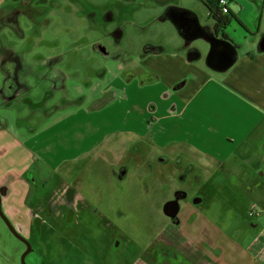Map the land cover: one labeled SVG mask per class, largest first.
Here are the masks:
<instances>
[{
	"label": "crops",
	"instance_id": "0c3cea01",
	"mask_svg": "<svg viewBox=\"0 0 264 264\" xmlns=\"http://www.w3.org/2000/svg\"><path fill=\"white\" fill-rule=\"evenodd\" d=\"M24 1L0 0V20L13 12H19L22 6L34 3L57 4L55 2L58 0H31L26 3L28 5H23ZM106 1H115L113 4H116L134 3L137 0ZM192 5L175 4L172 1L171 4L163 5V14L168 7L175 6L186 10L180 16V22L189 34L197 35L204 27L214 31L215 21L204 26L200 21V13L192 9ZM108 8L111 11L107 13V18L111 19L114 17L113 8ZM230 10L236 15L231 6ZM262 10L264 16V4ZM93 15L95 13L91 12L90 16ZM237 15L240 20L238 24L245 29L246 36L233 41L225 31L229 38L227 44L230 45H219L216 49L220 48V52L227 57L228 63L225 66L231 63L236 54L235 62L226 71H216L208 66L206 54L209 48L207 50L199 42L201 39L189 45L181 36L179 39L171 37L163 41L159 39L157 42L150 40L142 43L138 55L140 60L137 62L138 75L133 80L135 93L124 98V94L119 92L125 104L121 101L119 108L110 110L117 105L110 104L100 110L113 112L100 115V118H105L101 124L106 125L102 129L106 136L125 137L124 141L128 142L124 147L128 157L107 168L110 178L103 186L111 188L109 193H105L103 187H95L90 196H85L80 191L82 185H78H85L93 163L107 159L109 154L119 148V144L89 146V141L83 136L80 137L82 143L77 149L72 146L69 150L70 145L64 151L60 147L47 150L27 147L31 158H36V153L37 158H42L43 153L47 155L46 163L37 164L35 175L29 178L30 165L18 169L15 167L17 161L12 157L15 150L26 151L25 145L11 146L15 141L7 138V135L3 136L0 142L5 140L6 145H10L9 149L4 144V147H0V153L6 149L4 152L8 154L2 160L9 159L11 162L0 175L2 208L16 230L31 245L30 256L26 259L31 257L32 264H264V216L260 218L258 214L260 221L236 227L234 232L237 235L229 237L213 222L205 223L200 219L202 216L199 210L205 200H209V196H201L199 203L194 206L187 193L181 201L176 197L166 198L161 211L170 222L159 231L153 243L146 247L128 237L124 239V247L120 246L115 236L126 235L114 228L116 226L108 218L122 215V210L118 208L120 195L117 188L127 178L128 170L132 167L152 166L154 160L164 164H185L191 168L189 174L197 172L196 169L201 168L202 163L213 166L218 173L241 174L243 170L244 174L249 175V182L252 174L264 170V52L259 49L264 33H261V24V36L255 35L242 8ZM1 32L0 27V39ZM100 47L103 46L94 47V51L109 57L108 50L107 54H103L99 51ZM151 47L162 48V51H147ZM192 49L200 51L201 58L198 61L188 59L187 55ZM18 55L23 64L20 80L25 86L30 87L29 81L33 82L32 79L37 78L34 75L25 76L26 71H33V68L46 67V71L43 70L39 76L50 82L54 89L59 85L54 84L58 78L55 73L66 75L58 69L56 57L46 58L38 53L35 57L40 60H36V66H31ZM59 91H66V86L56 90ZM109 91L112 94V90ZM19 95L12 101L6 100L4 105H28V117L31 119H38L40 115L52 118L58 110V107L51 110L32 109L31 102L24 103ZM90 102L96 103L97 100ZM125 106H131L129 114L132 116L124 117L122 108ZM95 113L88 109L86 116ZM1 125L0 132L7 131L2 121ZM76 151L79 155L64 160V154ZM173 151L175 155L171 156ZM150 154L152 160L147 159ZM92 155L94 157L91 159ZM79 156L82 157L79 159ZM164 178L166 176L161 172L150 179L152 183L157 180L163 184ZM201 178L196 175L205 189L210 183L201 181ZM73 179L74 182H71ZM248 194L251 201H256L264 208V186L253 191L250 189ZM213 198L216 197L213 196L211 200ZM173 201L180 205L176 218L164 212L166 204ZM254 210V207L250 208V215ZM118 251H122V254H118ZM162 251H165L166 256L161 257Z\"/></svg>",
	"mask_w": 264,
	"mask_h": 264
},
{
	"label": "rangeland",
	"instance_id": "374dc122",
	"mask_svg": "<svg viewBox=\"0 0 264 264\" xmlns=\"http://www.w3.org/2000/svg\"><path fill=\"white\" fill-rule=\"evenodd\" d=\"M172 1L175 4H194L192 9L200 13V21L204 26H209L214 21L210 18L208 7L201 0H137L134 3L117 2L116 4H113L115 1L109 3L106 0H58L55 2L57 4L34 3L20 8L19 24L25 34L23 37L10 27H2L1 41L6 49L20 54L31 66H36V60H40L35 57L38 53L46 58L56 57L58 69L66 73V75L63 74L64 76L61 73H55L58 78L53 82L59 84L60 88L54 89L50 82L42 80L39 76L43 70L46 71V67L26 71V77L34 75L37 78L32 79L33 82L29 81L30 87L24 85L19 92L20 99L23 98L24 103L31 102L32 109L49 108L51 110L58 107L52 118L49 116L47 119L40 115L38 119H35L37 117L31 119L28 117L30 115L28 105L21 103L20 108L17 104L4 105L6 88H4L3 77L5 75L0 65V119L3 127L7 129L0 132V140L7 135V138L15 141V144L11 146L25 145L26 148V151L15 150L12 154L17 161L15 167L21 169L24 165H30L28 177L32 178L35 175V166L46 163L45 153L42 154L43 159L37 158V153L36 158H31L27 147L37 150L60 147V150L64 151L65 147L70 145L69 150L72 146L77 149L82 143L80 137L83 136L89 141V146L119 144V148L109 154L107 159L94 162L86 184L78 185H82L83 188L80 191L85 196H90L95 187H103L105 193L111 191V188L103 186L110 178L107 168L110 164L128 157L124 151L128 142L124 141L125 137L106 136L107 134L102 130L106 125L101 124L105 118H100V115L113 113L110 110L121 107L122 96L119 92L124 94V98L131 97L135 93L136 85L133 80L136 74L138 75L137 62L140 60L138 55L142 43L150 40L157 42L159 39L163 41L171 37L180 38L172 22L161 20L163 5L171 4ZM229 1L237 17L241 8L244 10L245 19L255 30V35L261 36V33H264L262 13L264 0ZM108 7L113 8L114 17L111 19L107 18V13L111 11ZM91 12L95 15L90 16ZM117 31L122 32L123 39L120 43L115 40L114 34ZM225 31L233 41L235 38H244L247 33L236 20H233ZM199 42L204 44L207 50L209 48L206 54L208 58L211 45L205 39ZM97 46L106 48L110 53L109 57L98 55L94 51V47ZM63 86H66V91L56 92ZM11 90L10 85L7 91L11 92ZM108 90H112V94H109L111 91L108 92ZM90 100H97V102L92 103ZM122 103L126 102L123 100ZM110 104L117 105L112 106L110 110L100 111L104 107H109ZM130 107L122 108L125 118L132 116L129 114ZM88 109L96 112L95 115L86 116ZM100 119L104 120L100 121ZM125 126L124 124L123 127ZM1 127L2 125L0 130ZM3 141L0 142V147L6 145L5 140ZM4 151L7 150L4 149L0 153V175L7 170L11 162L9 159L2 160L8 155ZM174 152L170 155L174 156ZM64 155V160L68 161L67 158L77 156L79 153L76 151ZM81 157L79 156V159ZM147 159L152 160V155H148ZM129 161L131 162V156ZM154 162V165H148L145 168H130L127 178L120 186L118 185L117 191L120 195L118 208L122 210V215L108 218L116 226L114 228L126 235L115 236L122 247L125 245V237L131 238L140 246L151 245L154 238L158 237L159 231L170 222L161 211L165 199L169 197L172 199L179 192L187 193L193 206L201 196H209V200H205L206 202L202 205V211L199 210L202 216L200 219L205 223L213 222L229 237L237 235L234 232L236 227L253 224L260 221L262 215L264 216V208L256 201H251L248 194L250 189L253 191L264 186V170L256 175L252 174L249 182L247 180L249 175L244 174L243 170L241 174L218 173L213 166L202 163L201 168L196 169L197 172L189 174L188 171H191V168L185 164L181 166L173 162L170 164L156 160ZM161 172L166 176L164 183L161 184L157 180L152 183L150 178ZM196 175L202 177L201 181L209 182L210 185H206L203 189L204 185L196 179ZM74 179L71 182H74ZM89 181L91 183L88 184ZM213 196L216 198L211 200ZM252 207L256 209L254 218L249 212ZM83 221L82 219L81 222ZM27 250V245L10 232L0 217V264H23V256ZM118 254H122V251H118ZM138 255L137 253L136 256ZM163 256H166L165 251L161 253V257ZM30 258L26 259L27 264H32Z\"/></svg>",
	"mask_w": 264,
	"mask_h": 264
},
{
	"label": "trees",
	"instance_id": "16d2710c",
	"mask_svg": "<svg viewBox=\"0 0 264 264\" xmlns=\"http://www.w3.org/2000/svg\"><path fill=\"white\" fill-rule=\"evenodd\" d=\"M31 0H25L23 5H28ZM209 9L210 15L216 23L214 31H211L209 28L204 27L200 29V32L197 35L189 34L186 29L182 26L179 17L186 12V10L180 9L175 6H170L166 9L164 14L161 17L162 21L172 22L178 30L179 35L184 39V41L189 45L196 39H205L210 45L211 50L207 58L208 66L216 71H226L236 60V54L232 58L231 63L228 66L221 67L214 63V58L216 56V49L219 45L227 44L229 38L225 35V30L229 27L233 20L240 22L239 18L232 14L231 10L229 14H223L222 9L219 5L220 0H201ZM0 27H10L14 29L20 37L24 36L22 29L19 24V12H13L8 16L3 17L0 20ZM223 36L222 39H219V35ZM115 40L119 42L122 39V32L117 31L115 34ZM230 45V44H227ZM150 49V50H149ZM234 50H237L236 46H233ZM152 52H161L162 48L151 47L147 48V51ZM188 59L192 62L198 61L201 58V53L197 49H192L188 53ZM0 65L2 72L5 75L4 84L6 91L4 92V98L7 101H12L15 99L17 94L24 88V85L21 83V74L23 72V64L21 57L6 49L2 44L0 39ZM11 85V92L7 91V88ZM57 88H60V85H57Z\"/></svg>",
	"mask_w": 264,
	"mask_h": 264
},
{
	"label": "water",
	"instance_id": "95a60500",
	"mask_svg": "<svg viewBox=\"0 0 264 264\" xmlns=\"http://www.w3.org/2000/svg\"><path fill=\"white\" fill-rule=\"evenodd\" d=\"M220 47V46H218ZM259 49L261 52H264V37L260 42L259 45ZM99 51L102 52L103 54H107V49L104 47H100ZM214 63L223 67L225 65H227V57H225L221 52H220V48H218V50L216 51V56L214 58ZM176 201L173 202H169L166 204L165 208H164V212L167 216L171 217V218H176L180 208L179 207H173V204H176ZM195 203H199L198 201H196ZM0 217L3 219V221L5 222V224L8 226L10 232L19 240H21L22 242H24L27 245V252L24 254L23 256V264H27L26 263V257L29 255V253L31 252V245L30 243L16 230V228L13 226V224L10 222V220L7 218V216L5 215L3 208H2V198L0 195Z\"/></svg>",
	"mask_w": 264,
	"mask_h": 264
},
{
	"label": "built area",
	"instance_id": "2783aa9c",
	"mask_svg": "<svg viewBox=\"0 0 264 264\" xmlns=\"http://www.w3.org/2000/svg\"><path fill=\"white\" fill-rule=\"evenodd\" d=\"M219 5L222 9L223 14H229L230 12V1L229 0H220ZM254 211L251 212V215H254Z\"/></svg>",
	"mask_w": 264,
	"mask_h": 264
},
{
	"label": "flooded vegetation",
	"instance_id": "af4514ba",
	"mask_svg": "<svg viewBox=\"0 0 264 264\" xmlns=\"http://www.w3.org/2000/svg\"><path fill=\"white\" fill-rule=\"evenodd\" d=\"M179 19H180V17H179ZM230 60H231V58H230ZM185 196H186V194L184 192H179L177 194V196H176V199H178L179 201H181L183 198H185ZM172 206L173 207H179L180 205L178 203H176V204H173Z\"/></svg>",
	"mask_w": 264,
	"mask_h": 264
},
{
	"label": "bare ground",
	"instance_id": "6f19581e",
	"mask_svg": "<svg viewBox=\"0 0 264 264\" xmlns=\"http://www.w3.org/2000/svg\"><path fill=\"white\" fill-rule=\"evenodd\" d=\"M1 261V260H0Z\"/></svg>",
	"mask_w": 264,
	"mask_h": 264
}]
</instances>
